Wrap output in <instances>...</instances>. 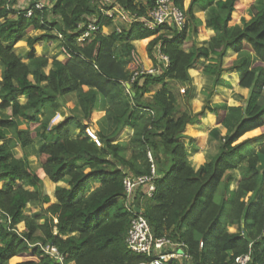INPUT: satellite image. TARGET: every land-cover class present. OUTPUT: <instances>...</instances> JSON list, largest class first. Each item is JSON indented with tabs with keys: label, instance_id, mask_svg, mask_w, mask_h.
Wrapping results in <instances>:
<instances>
[{
	"label": "trees",
	"instance_id": "obj_1",
	"mask_svg": "<svg viewBox=\"0 0 264 264\" xmlns=\"http://www.w3.org/2000/svg\"><path fill=\"white\" fill-rule=\"evenodd\" d=\"M24 1L0 0V264H145L149 257L126 245L135 208L155 238L186 255L184 264H236L246 254V264H264V0H190L186 8L185 0H172L186 14L181 29L170 23L148 29L134 21L121 31L95 7L97 0ZM113 1L137 17H146L156 2ZM197 4L207 12L204 26ZM242 6L250 15L240 25L235 20ZM92 18L98 30L79 42ZM205 28L214 34L198 43L193 36ZM135 40L154 73L134 75ZM53 43L70 57L40 52ZM19 46L27 47L23 55ZM229 50L236 53L229 68L239 72L248 96L236 105L213 104L212 88L224 84ZM198 67L213 83L193 113L189 70ZM72 95L76 114L51 123ZM100 97L106 105L95 141L85 121L91 122ZM205 113H214L226 133L210 132L217 152L195 169L184 130ZM72 119L76 134L68 129ZM124 128L130 138L116 141ZM34 143L37 169L28 159ZM145 175L153 176L150 195L138 187L128 198L124 179ZM44 177L67 185L55 187L54 201ZM31 203L38 210L24 214ZM37 243L55 246L62 263Z\"/></svg>",
	"mask_w": 264,
	"mask_h": 264
},
{
	"label": "crops",
	"instance_id": "obj_2",
	"mask_svg": "<svg viewBox=\"0 0 264 264\" xmlns=\"http://www.w3.org/2000/svg\"><path fill=\"white\" fill-rule=\"evenodd\" d=\"M190 3V0H185L184 7L186 8ZM242 12L239 13L237 16L235 22L242 25L244 22L248 21L249 19V10L243 6L241 7ZM194 11L196 16L200 19L202 22V26L205 25V21L207 18V12L204 10H201L200 5L194 6ZM108 32V31H106ZM214 32L210 29H201L198 31L196 36H193V39H195L198 43H202L203 41L208 40L210 37H212ZM135 49L133 50L135 54L138 55V51L140 50L141 56L143 57V60L141 59V66L144 69H149L152 66L150 62H148V59L145 56L144 50L142 48V44L139 40H135L133 42ZM19 47H26V46H19ZM18 47V48H19ZM48 48L51 53L47 54L49 56L57 55L58 59L60 58V54L58 55V43H53L49 46H44ZM27 48V47H26ZM43 46L39 48L40 52H42ZM58 49V50H57ZM136 55V56H137ZM236 53L229 50L225 54L223 58V63L225 70L222 72L221 78L223 79L224 84L221 86H215L212 88L213 78L210 76L205 75L201 68H191L189 70V74L191 77L190 85L193 87V97L189 101L190 103V109L193 113L199 112L201 110V107L203 105L204 99H205V93L212 88V94L210 95V103L213 104H221L225 103L228 105H236L239 103H242L246 97L248 96V89L245 87L240 86L239 84V72L236 69H230L229 64L235 60ZM140 59V58H139ZM143 62V63H142ZM148 64V65H147ZM49 68V67H48ZM23 99V100H22ZM21 102L24 103L26 100L25 98H22ZM102 100V99H101ZM103 101V100H102ZM105 102L98 104V101L96 103V110L93 113V117L90 122V126L94 131H96L99 126L102 123V117L105 113ZM68 114H72L71 110L68 108V105L66 104L60 107L53 120L52 123H57L60 121L61 118L65 117ZM215 118L216 116L214 113H205L203 115L198 116L193 123L186 125L184 130V142L186 145V150L188 152V159L192 163L195 169H197L201 164L205 163L206 161L210 160L215 153L217 152V140L212 139L209 134L213 129H216L219 131L220 135H224L226 133V128L222 126L221 124H215ZM25 124V123H24ZM78 132V131H76ZM131 130L129 128H124L116 141H127L130 138ZM13 143V142H12ZM17 150V146L14 147ZM36 151V150H35ZM15 153H19L15 152ZM35 155V152H34ZM37 159V163L39 167L38 158L35 155ZM239 178V175L236 173V179ZM46 179V177L44 178ZM44 179H42V182H44ZM46 182L47 179H46ZM45 185V183H43ZM49 184V190L54 193L56 186H63L67 187L66 183L63 181L53 183L50 181ZM98 184H94L93 188L97 187ZM232 188L235 187V185L231 186ZM140 189H144L147 194V187L142 186ZM52 201H54V196L50 197Z\"/></svg>",
	"mask_w": 264,
	"mask_h": 264
},
{
	"label": "built area",
	"instance_id": "obj_3",
	"mask_svg": "<svg viewBox=\"0 0 264 264\" xmlns=\"http://www.w3.org/2000/svg\"><path fill=\"white\" fill-rule=\"evenodd\" d=\"M109 1V5L107 8H101V13L110 18L113 22V26L115 30L120 31V27L116 25L118 21H122V23H131L134 21H139L145 28L154 29L157 25L163 23H170L176 29H181L184 26L186 20V14L184 10L178 8L172 3V0H156L155 5L151 11L147 14L146 17H137L128 13L124 8H122L119 4L115 3L113 0ZM42 3L38 2L36 6L38 8L42 7ZM111 11V12H110ZM31 12H28L30 15ZM116 15V16H114ZM120 18V20L116 19ZM106 28L104 27L103 30ZM98 30V26L96 25L95 19L92 18L90 23L86 25V29L82 33V35L78 38V41H84L88 39L92 32ZM106 31V30H105ZM62 58L70 57V53L66 50V48H61ZM158 59L166 62L167 57L158 53ZM131 63L134 64V75L137 73L149 72L154 73L155 68L151 67L149 69H144L134 51L132 50L130 53ZM140 66V67H139ZM138 68H141L139 72ZM181 92L184 90L181 89ZM86 129V133L93 139H96V133L90 132ZM150 157V155L148 154ZM151 172L154 174V169L152 168ZM152 175L151 176H138V177H126L124 179V187L126 189V193L128 198L131 197L134 190L138 187L146 186L148 194L154 189L152 184ZM147 194V195H148ZM37 245L48 255L56 259L57 262L62 263L63 256L58 252L57 248L51 244H42L37 243ZM126 245L127 247L136 253L145 254L149 257V260L145 264H171L174 259H182V257H186L185 254L182 253L180 249L169 240L164 238H155L152 234L150 226L144 216L139 213L134 212V215L131 219L127 236H126ZM249 260V255L246 254L244 256L237 257L235 262L236 264H246Z\"/></svg>",
	"mask_w": 264,
	"mask_h": 264
},
{
	"label": "rangeland",
	"instance_id": "obj_4",
	"mask_svg": "<svg viewBox=\"0 0 264 264\" xmlns=\"http://www.w3.org/2000/svg\"><path fill=\"white\" fill-rule=\"evenodd\" d=\"M18 2H19V4L20 5H25V1L24 0H18ZM98 5L100 4V3H102L101 4V6H99L98 7V5L96 4H94L95 5V7L97 6V9L98 10H100L101 11V8H107V5H109V1H107V0H97V1H95ZM246 6H243V8H245ZM111 12V11H110ZM114 16H116V15H114ZM116 19H118V20H120V18H116ZM122 24H124V23H122V21H118L117 23H116V25H118L119 27L122 25ZM112 26H113V23H112ZM112 26H110V27H108V28H106L105 30L106 31H108V32H110L111 31V27ZM121 31V30H120ZM31 34L32 35H36V34H38V32L37 31H35V32H31ZM56 44V43H55ZM61 48H62V46H60L59 45V50H58V55L60 54V58H62V53H61ZM27 50V48L26 47H19V48H17V53L18 54H21V55H23L24 53H25V51ZM52 50V48L49 50L48 48H46V47H43L42 48V52L43 53H45V54H50L51 51ZM138 54H139V57H138V55L136 56L137 57V59H138V61H139V63H140V65H141V59L143 60V57L141 56V53H140V50L138 51ZM55 55V54H54ZM140 58V59H139ZM149 62V61H148ZM143 63V62H142ZM132 66L134 65V64H131ZM148 65V64H147ZM134 67V66H133ZM132 68V67H131ZM46 72L48 71V68L46 67L45 69H44ZM66 99V103L65 102H63L61 105L63 106V105H65L66 106V104L68 105V108L71 110V113L72 114H76V112L74 111V107H75V103H76V100H75V96H68V97H66L65 98ZM105 102V99L104 98H102V97H100V98H98V104H100V103H102L103 101ZM23 100V99H22ZM96 110V109H95ZM62 119V118H61ZM60 119V120H61ZM52 121H54V120H52ZM52 121H51V123H52ZM86 123H88V127H87V130L88 131H90V132H93V129H92V127H89L90 126V122H88V121H85ZM75 123H76V119H72L71 120V122H70V124L68 125V129L71 131V132H73V134H76L77 132L76 131H78V128H76L75 127ZM89 132V133H90ZM95 141H97V137H96V139H94ZM37 148H39V143H34V145L32 146V147H30L28 150H29V156H28V159H29V162H30V164H31V167L33 168V169H37V166H38V163H37V159H36V157H35V155H34V152H35V150L37 149ZM19 148L17 147V150H18ZM13 151H15V152H18L19 151V153H18V156L21 154L20 153V150H18V151H16V149L15 148H13ZM45 178V177H44ZM43 178V179H44ZM46 179H47V181L50 183V180L46 177ZM46 179H44V182L43 183H45V185L43 184V187H44V189H45V191H46V193L50 196V197H52L53 195H54V193H52V191H50L49 190V184H48V182H46ZM233 186L235 185L234 183L232 184ZM231 185V186H232ZM150 194H148L147 196H149ZM54 199V198H53ZM38 210V205L36 204V203H31V204H28V206H27V208L23 211L24 212V214H26V215H30L31 213H33V212H35V211H37ZM2 218V219H1ZM5 221V218H3V215L0 213V221ZM24 229V224L23 223H20V224H18L17 225V231L18 232H20V231H22ZM236 229V227H234V226H230L229 227V230L230 231H234ZM178 262H179V264H184L183 262L184 261H182V259H178Z\"/></svg>",
	"mask_w": 264,
	"mask_h": 264
},
{
	"label": "water",
	"instance_id": "obj_5",
	"mask_svg": "<svg viewBox=\"0 0 264 264\" xmlns=\"http://www.w3.org/2000/svg\"><path fill=\"white\" fill-rule=\"evenodd\" d=\"M128 86V85H127ZM139 209H137V208H135V212L136 213H139ZM243 235H244V237H245V239L247 240V241H249V238H248V236H247V234L245 233V232H243Z\"/></svg>",
	"mask_w": 264,
	"mask_h": 264
}]
</instances>
